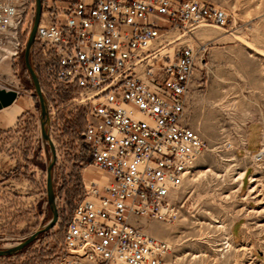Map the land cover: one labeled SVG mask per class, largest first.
<instances>
[{"label":"built area","instance_id":"2783aa9c","mask_svg":"<svg viewBox=\"0 0 264 264\" xmlns=\"http://www.w3.org/2000/svg\"><path fill=\"white\" fill-rule=\"evenodd\" d=\"M35 10V0H0V68L21 57ZM229 16L227 6L207 0H42L35 70L50 115L83 107L82 140L97 175L88 179L84 167L83 196L53 264L168 263L170 242L138 221L178 219L177 195L207 150L186 106L211 45L176 47L168 35L226 27ZM252 157L264 165V148Z\"/></svg>","mask_w":264,"mask_h":264},{"label":"rangeland","instance_id":"374dc122","mask_svg":"<svg viewBox=\"0 0 264 264\" xmlns=\"http://www.w3.org/2000/svg\"><path fill=\"white\" fill-rule=\"evenodd\" d=\"M207 1L227 6L230 20L226 27L206 25L180 37L184 30L181 28L168 37L178 38L172 46L195 44L199 31L207 29L208 33L201 39L210 42V47H223L228 44L215 42L217 38L213 35L231 34L229 45H238L234 63L236 83L226 85L213 79L211 84L210 80L208 93L219 99L203 104V119L199 126L208 147L193 178L177 195L178 219L173 223L138 222L170 242L172 248L167 264H264V187L257 183L256 192H251L252 196L256 195L253 202L250 205L243 202L237 190L243 174L241 164L234 149L225 146L227 141L233 146L234 140L241 141L247 122L263 114L264 97L260 92L264 87V0ZM27 39L28 36L25 44ZM24 49L12 66L6 61L0 68V82L17 87L19 104L29 105L20 115L11 112L14 103L0 110V118L8 124L7 128H0V160L3 161L0 249L30 237L52 218L47 197V168L52 153L42 139L40 103L24 63ZM31 61L35 68L33 51ZM211 69L222 74L226 72L225 65H213ZM50 116L48 129L57 149L53 184L59 220L23 250L12 256H0V264H53L58 261L66 221L83 196L84 167L89 165L88 179L97 176L92 172V160L86 156V144L82 140L83 107H56ZM256 140L254 132L253 149ZM239 218L243 221L242 239L234 242L231 226ZM239 230L240 223L233 230L237 237Z\"/></svg>","mask_w":264,"mask_h":264},{"label":"crops","instance_id":"0c3cea01","mask_svg":"<svg viewBox=\"0 0 264 264\" xmlns=\"http://www.w3.org/2000/svg\"><path fill=\"white\" fill-rule=\"evenodd\" d=\"M208 33L207 29H202L198 33V37L195 40L196 43L206 42L201 39L202 35H205ZM231 34H214L213 38H217L215 42H219L221 44H228L223 47L213 46L210 47L208 55L206 57V61L198 64V69L196 70V73L194 75V78L190 85V90L187 97V106H186V117H187V123L190 127L193 129L199 130V126L202 123V112H203V104L204 103H210L211 101H215L219 99L218 97H215L212 94H209V86H210V80L211 84H213V79H218L221 82H224V84L228 85L230 83L234 84L236 83L234 81L236 71L234 63L237 60V54H238V45L237 44H230L231 42ZM216 44V43H215ZM224 62V64H219ZM215 66H223L225 65L226 72L221 73L215 69H211ZM210 68V69H209ZM225 74V75H224ZM261 96L264 97V87L263 90L260 92ZM217 95V94H215ZM19 99V98H18ZM16 100L14 104L12 105L11 112H16L17 115H20L22 112H24L26 109L29 108V105L26 103H20L21 101ZM14 106V107H13ZM7 128L8 124L4 121V119L0 118V128L4 129L3 127ZM246 130L242 134L241 141L234 140L235 144L233 146L235 156L239 159L241 164V172L243 173V176L241 178V186L237 189L238 195L240 198H242L244 203L247 202L248 205L253 202V199L256 197V195L252 196L251 193V186L256 180V184L262 185L264 187V165L257 167L255 163L253 162L252 155L256 152L260 151L262 148H264V105H263V114L258 119H252L249 120L246 124ZM255 132L256 135V144L253 149L252 147V136ZM0 158L2 156L0 155ZM2 162L0 160V173L2 172ZM141 221H145L149 223L150 221L141 218L139 219ZM240 223V230H239V236L237 237L234 233V227ZM140 226L144 227L146 230L148 229L145 225L142 223H139ZM150 233H153L152 230H149ZM242 233H243V221L242 218H239L234 221V223L231 226V237L234 240V242L237 239H242Z\"/></svg>","mask_w":264,"mask_h":264},{"label":"water","instance_id":"95a60500","mask_svg":"<svg viewBox=\"0 0 264 264\" xmlns=\"http://www.w3.org/2000/svg\"><path fill=\"white\" fill-rule=\"evenodd\" d=\"M35 1H36L35 17H34L33 26L31 28L27 42L25 44L24 63L33 81L34 89L40 103V109H41L40 125H41L42 139L45 143L49 145L52 153V158L47 168V197H48V204L52 212V218L44 227L32 233L30 237L24 239L23 241L19 242L18 244L12 247L0 249V256H12L18 253L19 251L23 250L27 245L32 243L40 233L48 231L51 228H53L59 220V210L57 207L56 194L53 184V167L57 161V149L48 129V126L50 124V113H49L48 103L43 93L38 74L35 68L33 67L31 61V54L36 40L37 27L40 22L41 13H42V0H35ZM17 98L18 95L16 91L0 88V110L12 105L17 100Z\"/></svg>","mask_w":264,"mask_h":264},{"label":"bare ground","instance_id":"6f19581e","mask_svg":"<svg viewBox=\"0 0 264 264\" xmlns=\"http://www.w3.org/2000/svg\"><path fill=\"white\" fill-rule=\"evenodd\" d=\"M42 86V85H41ZM242 176H243V174H242ZM240 178H242V177H240ZM240 186H241V183H240ZM256 180H254V182H253V186H252V188H251V192H256ZM147 231L149 232V230L147 229Z\"/></svg>","mask_w":264,"mask_h":264}]
</instances>
